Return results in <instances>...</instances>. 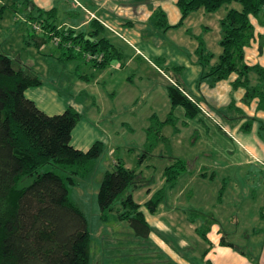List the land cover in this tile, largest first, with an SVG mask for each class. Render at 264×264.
Masks as SVG:
<instances>
[{
  "label": "rangeland",
  "instance_id": "1",
  "mask_svg": "<svg viewBox=\"0 0 264 264\" xmlns=\"http://www.w3.org/2000/svg\"><path fill=\"white\" fill-rule=\"evenodd\" d=\"M149 3L154 4V1L28 0L26 5L27 0H0V53L8 55L15 67L26 73H34L41 80V84L29 86L25 95L48 114L61 113L69 106L79 112L81 118L71 134L70 143L74 147L86 149L96 141L102 142V153L89 162L83 174L75 177V183L66 184L69 200L85 214L89 222L91 264L165 262V259H160L155 249L150 248V242L132 234L126 220H117L111 213H107L106 220L100 218L96 200L99 183L103 173L111 170L116 161H120L135 170L139 182L132 194L136 201H141L147 198L149 188L157 189L162 185L165 180L163 172L168 164L179 158L178 155L184 157L196 150L194 144L189 143V137L186 139L187 133L181 132L186 141L178 142L180 137L174 131L178 125L161 122L166 119L170 110L167 85L172 81L163 73L162 68L184 65L185 90L188 93L193 90L194 83L199 80L197 76L200 69L194 73V68L184 61H189L185 58L189 51L180 43L183 40L181 38H188L194 33L196 37H192L197 45L201 38H210L208 47L218 48L219 41L213 45L211 38L218 33L219 40L221 38L220 18L229 8H240L237 1L224 4L214 12H206L201 8L199 10L204 12L199 15L200 25L197 28L192 24H183L186 21L184 20L181 26L166 29L159 24L149 23L147 16V19L144 17L142 8ZM199 10L189 13L187 20L198 15ZM99 20L105 21L106 25ZM249 20L253 30L264 31V8L257 14L249 15ZM178 21L171 17L169 19L172 24ZM201 25H210V31ZM103 36L119 47L122 56L99 64L100 61L88 58L96 54L85 49L83 43L84 40L95 42ZM188 49L191 50L189 47ZM158 58L164 61L163 64L159 65ZM205 106L212 116L201 111L199 113L226 138L217 135L215 142H208L207 145L202 143V147H197L196 144L195 147L206 152L222 150L223 159L228 160L232 140L220 126L229 130L228 119L223 113ZM175 114L182 115V109L178 107ZM191 128L195 129L193 125ZM157 130L166 137L171 135L172 140L160 141L149 150L151 139L158 137ZM150 131L152 134L148 138ZM258 136L260 143H264V130ZM218 159L201 157L198 161L205 165L219 161ZM252 165L248 167L249 173L235 171L233 176L238 179L242 189L240 197L252 203L249 207L245 202L243 207L253 211L264 202V174H257L253 168L262 166ZM41 170H54L65 175L52 164L44 165ZM219 170L220 168L215 172L204 169L200 172V181H204L208 187L207 201L216 197L221 186L225 188L230 183L232 175ZM185 172L182 176L189 178L179 181L177 188L173 190L176 194L172 196L170 202L173 206L170 207L183 210L186 208L189 213V209L195 210L194 207L197 206L194 193L198 187V182L195 181H199V178L198 175L194 177ZM165 204L167 201L161 203L158 213L150 218L156 234L169 242L173 249L171 255L175 260L180 263L186 261V264H203L197 258L199 250L196 246H199L197 241L200 237L194 230L189 229L190 222L186 217L168 223L169 211ZM176 204L179 205L175 207ZM145 213L148 215V212ZM247 213L248 211L244 214L242 212V216L238 214L231 217L232 223L237 220V230L248 226ZM188 217L194 219L196 214L191 213ZM161 224L166 227L176 224L180 229L177 228L176 233L160 230L156 226L161 227ZM176 237H180L182 241ZM233 238L229 237L235 241ZM248 254L244 253L243 256L248 257ZM170 264H175L172 258Z\"/></svg>",
  "mask_w": 264,
  "mask_h": 264
},
{
  "label": "trees",
  "instance_id": "2",
  "mask_svg": "<svg viewBox=\"0 0 264 264\" xmlns=\"http://www.w3.org/2000/svg\"><path fill=\"white\" fill-rule=\"evenodd\" d=\"M233 1L240 8H229L219 21L221 53L215 57L203 46L197 51L203 68L198 82L208 80L213 85L235 73L232 87L244 88V100L257 98L258 108L264 110V67L247 64L244 54L253 35L249 15L263 9L264 0H177L180 21L164 27L180 26L192 11L202 8L214 12ZM153 16L161 19L164 13L157 10ZM83 46L102 55L103 60L96 61L99 64L122 56L105 36L95 42L84 40ZM39 84L37 75L23 72L8 55L0 53V264H91L89 222L69 200L66 184L75 183V177L102 153L103 145L96 141L87 150L71 145L72 131L81 118L79 112L72 106L52 115L41 110L25 95L29 86ZM167 93L171 102L167 121L174 124L176 106L184 109L187 118L200 112L177 78L167 86ZM156 132L158 137L151 139L149 150L163 140L160 131ZM151 134L150 131L148 138ZM46 164L65 175L42 171ZM185 170L186 162L178 158L165 168V186L144 203L149 213L156 212L166 191L175 186ZM138 180L135 170L116 161L111 170L103 173L96 200L101 219L106 220L107 213H111L117 220H126L135 237L146 240L152 228L132 194ZM191 213L199 215L197 210L189 209L190 216ZM206 230L197 228L203 239H207ZM220 243L226 244L223 238Z\"/></svg>",
  "mask_w": 264,
  "mask_h": 264
},
{
  "label": "crops",
  "instance_id": "3",
  "mask_svg": "<svg viewBox=\"0 0 264 264\" xmlns=\"http://www.w3.org/2000/svg\"><path fill=\"white\" fill-rule=\"evenodd\" d=\"M150 1H154V4L149 3L147 4L146 7L142 8L145 14L144 17L146 18L147 16L149 23L159 24V26L160 25L165 26V24L175 25L180 21L181 13L176 5L177 0H150ZM157 10H160L161 12L164 13V18L155 19L153 15ZM200 10L197 13L198 15L191 16L187 20V18L190 16L189 14V16H187V18L185 19L186 21L183 24L185 23H187L188 25L192 24L195 25V28H197L200 25L198 20L200 19L199 15L200 13L203 14L204 12ZM170 17L174 20L178 19L179 21L175 24L169 23ZM99 21L106 25L105 21L102 20ZM201 27L205 28L207 31H210L211 29L210 25H208L207 27L201 25ZM261 30L260 31L253 30L252 38L250 39L248 45L245 46L244 48V54H245V62L247 64L249 65L257 64L261 67H264V31ZM192 36H195V34L192 33ZM192 36L190 35L188 38L186 36L184 38H181L183 40H181L180 43H183V47H186L187 51H189L188 57H185L189 61H186L185 59L184 61L187 64H189V66H192L194 68V73L198 72V70L200 69L199 74L197 76L198 77L197 79H199L203 71L202 66L198 63L197 51L199 50V48L203 46L204 51L210 52L214 54L216 57L221 53V47L219 45L218 48L216 46H212L213 49L212 47L209 48L210 46L208 47L207 42L210 40V38L208 40L206 38L202 40L201 38L200 39L201 43L197 45L196 44L197 41H195ZM216 41L218 43L219 33L217 36L214 35L213 38H211V43L213 45ZM188 47L191 50H189ZM214 61L215 58L211 60V63H213ZM158 62L160 65V63L163 64L164 61H162L161 58H158ZM184 68H185L184 65H175L172 67L164 66L162 70L164 74L170 77L169 79H172V81H169V84L174 83L175 78L178 79V81L184 88V93L188 95V97L192 99V101H196V105L202 113L204 112L202 111L201 107H199L198 104H200L202 108L205 110H206L205 105H208L210 108H212L213 111L223 113L226 116L225 118L228 119L229 122L228 124L229 130H226L227 128L225 126L222 125L220 126L231 136L230 137L227 135L232 140L230 146L231 150L228 151L229 154L231 155L228 160H224L223 159L224 151L222 150H219L218 152L216 151L206 152L202 148H197L198 146H201L202 143H205V145H207L208 142H212V141L215 142L214 138L217 139L218 138L217 135H221V136L223 135L221 134V131L213 127V124L209 122L207 119H205L201 115V113H197L192 118H187L184 109L181 106H176L173 109V114L175 116L174 125H178L179 128L178 129L175 127L174 131L177 133L176 135H179L181 139V140L178 139V142H182L183 140L186 141V139L189 137L188 138L189 143L194 144V148H196V150L190 153L189 155L187 154L184 157L178 155L177 157H179L178 159H182L183 161H185L187 164V170H185L187 172H185V174H190L194 177L198 175L197 177L199 178V181H195L198 182V187L196 188V191L194 193V200L196 201L197 206H195L194 208L195 210H197L199 215H197L194 221H191L190 217H188L189 213H187L186 208L183 210L178 208L174 209L173 207H170L173 206L172 202H170L172 196H174L173 194H176V192H174L173 190L177 188L179 181H181L184 178L185 179L189 178L183 176L179 177L175 186L172 189H168L166 191V196L163 199V201H161L158 204L156 212L158 213V208L160 204L163 203L164 201H167V204L165 205L166 207H168L169 213L167 214L168 218L167 217L165 218H167L168 223H170L169 221L173 222V221L183 220V218L186 217L187 221L190 222L189 229L194 230L196 234L200 237V239H198V241L200 242L197 241L199 246H196L197 249L199 250L198 252L199 257L197 258L203 264L206 262L210 264H264V202L259 208L253 211L250 210V208L245 209V207H243L245 202L249 204V207L251 206L252 203L247 202L244 198L240 197L242 189L240 188L238 179L234 178L233 176L235 174V171L240 172L242 174L249 173L248 167L249 166L252 167L253 166L252 164H256V165L258 164L262 166V167H253V168L256 169L255 172L257 174H264V143L262 142L260 143V138L258 136V133H261L264 130V110L258 108L257 98H252L248 101L244 100V92H245L244 88L232 87V82L236 78L235 73L231 74L227 79L215 82L213 85H211L208 80H202L200 82H198L197 80V82L194 83V89L190 90L189 93L186 92L184 86L185 79L183 77ZM178 107H180L183 111V114L180 116L175 114V111L178 109ZM170 110H171V106H170ZM209 115L212 116L211 114ZM153 117H155V115H153ZM214 121H215V117H214ZM161 122L162 124L170 123V121H167L166 119ZM191 125H193L195 129L192 130ZM181 132L182 134L187 133L186 139L185 138L183 139V135L180 134ZM161 135L163 136V140H160L162 142H164L165 139L166 141L172 140L171 135L167 137L164 136L162 133ZM173 135L175 134H172V136ZM193 136L194 138H192ZM223 137L226 138L225 136ZM196 144L197 147H195ZM233 144H235V147ZM260 144H261L260 146L261 148L259 147ZM88 148L81 150H87ZM201 157H204L206 159L211 158V160L218 157L219 161L209 162L206 163L205 165H201L200 162L198 161V159H200ZM168 166L169 164L166 167ZM219 168H220L219 171H224V173L232 175L230 177V183L227 184L225 188L224 186H221L217 191L216 197L214 199L211 198L213 199L211 201L210 200L207 201L206 191L208 187L207 185L205 186L204 181H200L201 180L200 172L202 170L204 171V169H208V170L211 169L216 172L218 171ZM163 186H165V180L162 183V185L157 189L149 188L148 190L149 192L147 193L146 199H142L141 201H136L134 197L135 202L141 205V209L145 214V219L152 228L149 237L146 239V241L151 243L150 246L151 249H155L157 253H159L158 256L160 257V259L162 260L165 259L164 260L165 262L163 261H161V263L152 262L148 264H170V258H172L175 261V264H186V261L185 263H180L179 260H175V258H173V256L171 255L173 249L169 245V242H167L164 238H161L156 234V230L154 229L155 226L152 224L150 220V218L154 217V214H156V212L151 214L144 207V203L151 197V195L158 189L162 188ZM179 194H181V192ZM234 194L237 195L236 198ZM168 203H171L172 205H168ZM178 205L179 204H176L175 207H177ZM246 211H248L247 215H249V219H251L250 221L248 219L247 222L250 225L248 224V226L246 225L243 228L238 229L240 230L238 232L237 220L235 223H232L231 217L233 215H238V214H240L239 216H242V212L244 214ZM145 212H148V215H146ZM203 216H205L207 220ZM168 226L166 227L161 224V227L159 226L156 227L160 230H164V231L167 230L174 233H176L175 231H177V228L180 229V227H177L176 224L175 225L173 224L172 226L169 227ZM202 227L207 228L206 230L207 239H203L197 232V228H202ZM182 231L183 230L181 229L180 232ZM228 236L234 237L235 241L230 240ZM176 238H178V240H181L180 237H176ZM221 238L224 239L226 244L220 243ZM237 238L238 240H236ZM184 244L186 243L184 242ZM244 253H249L248 257L243 256Z\"/></svg>",
  "mask_w": 264,
  "mask_h": 264
},
{
  "label": "built area",
  "instance_id": "4",
  "mask_svg": "<svg viewBox=\"0 0 264 264\" xmlns=\"http://www.w3.org/2000/svg\"><path fill=\"white\" fill-rule=\"evenodd\" d=\"M88 58L89 59H95L96 61H101L103 57H102V55H98V56L96 55V56H92V57H88ZM198 105H199V107H201V109L204 112V114H208L209 115V113L205 109H203L200 104H198Z\"/></svg>",
  "mask_w": 264,
  "mask_h": 264
}]
</instances>
